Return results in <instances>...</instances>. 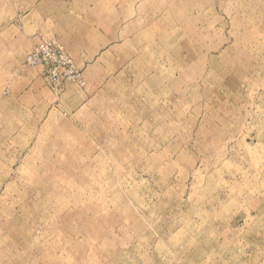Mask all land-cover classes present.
I'll list each match as a JSON object with an SVG mask.
<instances>
[{
  "label": "rangeland",
  "instance_id": "374dc122",
  "mask_svg": "<svg viewBox=\"0 0 264 264\" xmlns=\"http://www.w3.org/2000/svg\"><path fill=\"white\" fill-rule=\"evenodd\" d=\"M33 2L0 0V264H264V0H113L89 71Z\"/></svg>",
  "mask_w": 264,
  "mask_h": 264
},
{
  "label": "crops",
  "instance_id": "0c3cea01",
  "mask_svg": "<svg viewBox=\"0 0 264 264\" xmlns=\"http://www.w3.org/2000/svg\"><path fill=\"white\" fill-rule=\"evenodd\" d=\"M99 2L110 6L100 12ZM112 8L113 0H34L27 15L33 43L37 39L59 37L89 71L93 66L91 61L101 58L123 34L122 26L116 28V22L111 20L112 14L108 18L107 12Z\"/></svg>",
  "mask_w": 264,
  "mask_h": 264
},
{
  "label": "built area",
  "instance_id": "2783aa9c",
  "mask_svg": "<svg viewBox=\"0 0 264 264\" xmlns=\"http://www.w3.org/2000/svg\"><path fill=\"white\" fill-rule=\"evenodd\" d=\"M27 63L32 66H42L47 72L52 73L56 82H60L56 70L61 63H65L66 54L63 46L56 41H44L37 45L27 56Z\"/></svg>",
  "mask_w": 264,
  "mask_h": 264
}]
</instances>
